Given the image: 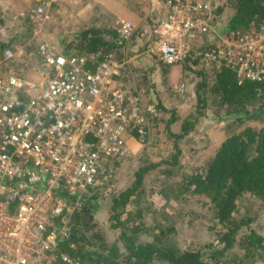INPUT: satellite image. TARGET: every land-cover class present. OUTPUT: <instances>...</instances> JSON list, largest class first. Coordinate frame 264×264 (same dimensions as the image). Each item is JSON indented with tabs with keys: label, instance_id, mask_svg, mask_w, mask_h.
Instances as JSON below:
<instances>
[{
	"label": "built area",
	"instance_id": "built-area-1",
	"mask_svg": "<svg viewBox=\"0 0 264 264\" xmlns=\"http://www.w3.org/2000/svg\"><path fill=\"white\" fill-rule=\"evenodd\" d=\"M162 1L146 53L166 65L194 53L205 68L264 82V20L221 33L223 0ZM47 5L21 12L30 42ZM115 29L126 41L133 24L120 19ZM170 88L180 94L185 83ZM157 116L110 52L65 54L45 38L0 50V264H86L60 248L68 219L88 191L108 184L130 141L145 142Z\"/></svg>",
	"mask_w": 264,
	"mask_h": 264
},
{
	"label": "rangeland",
	"instance_id": "rangeland-1",
	"mask_svg": "<svg viewBox=\"0 0 264 264\" xmlns=\"http://www.w3.org/2000/svg\"><path fill=\"white\" fill-rule=\"evenodd\" d=\"M38 3H48V18L40 26L36 40L50 39L59 46L83 27L95 25L115 29L117 20L128 18L133 24L131 37L110 53L116 60L125 61V76L137 87L142 102L158 108L156 118L148 117L146 141L131 140L129 154L114 161L113 177L101 192L103 197L98 200L100 207L95 212V221L103 228L106 240L116 242L119 236V229L111 225L110 194L130 186L135 172L146 168L142 192L133 196L125 208L131 211L135 205L141 209L142 222L147 228L143 238L150 239L158 234L157 226L162 224L167 228L160 240L163 247L190 250L217 243L216 235L222 227L215 218L209 197L189 192L185 178L195 168L204 167L230 133L246 126L264 127V111L255 112L240 122L227 113L228 109L211 92L214 68H205L192 58L166 65L144 51L157 19L162 15V0H0L3 20L0 43L28 47L36 42H30L31 36L26 39L21 35L27 23L21 12ZM230 14L229 8H222L218 24L221 33L227 31L226 20ZM178 82L185 83V91L180 94L170 88ZM198 84L201 86L199 91ZM198 92L205 100L199 109L196 108ZM158 106L168 110L163 111ZM256 108L255 103L248 106L249 110ZM184 122H190L188 131L177 137ZM233 215L235 223L247 221L241 226L240 233L252 230L264 238V200L245 193L238 198ZM239 255L240 248L236 247L227 250L222 258ZM249 259L251 264H259V261L255 263ZM152 264L165 263L154 261Z\"/></svg>",
	"mask_w": 264,
	"mask_h": 264
},
{
	"label": "trees",
	"instance_id": "trees-1",
	"mask_svg": "<svg viewBox=\"0 0 264 264\" xmlns=\"http://www.w3.org/2000/svg\"><path fill=\"white\" fill-rule=\"evenodd\" d=\"M223 7L231 11L226 20L227 30H247L258 26L264 20V0H225L220 9ZM27 23L25 22L21 35L29 39L32 26L28 21ZM2 24L0 15V25ZM66 40L60 46L65 54L108 53L124 42L119 38L116 29L95 25L83 27L72 39ZM17 46L19 45L0 43V50ZM72 49L76 52L71 51ZM190 58L193 62H200L194 53ZM213 71L211 92L228 109L229 115L235 116L241 122L255 115V112L264 111V82L245 79L239 81L236 72L225 66ZM200 87L198 84L197 91ZM196 95V108L199 109V105L203 106L205 100L199 92ZM252 103L257 105L256 110L248 109ZM160 107L163 111L168 110L164 106ZM160 117L161 114L158 120ZM189 123L184 122L181 125L182 132L177 137L188 131ZM172 160L175 162L176 156L173 155ZM115 165L116 162L113 163L114 167ZM145 171L146 168H139L130 186L116 191V194H110L111 225L119 229L118 241H107L103 228L95 221V212L100 207L98 200L103 197L101 192L109 183L102 188L88 191L83 196L81 207L69 217L67 233L60 248L78 256L86 264H152L154 261L165 264H247L249 258L255 263L259 261V264H264V238L252 230L240 233L241 226L247 221L235 223L233 217L237 200L243 194L249 193L264 200V127L246 126L230 133L221 141L206 165L195 168L185 178L189 192L209 197L215 218L222 227L216 235L217 243L190 250L163 247L160 240L167 228L162 224L157 226L158 234L150 239L143 238L147 228L142 222L141 209L135 205L131 211L125 208L133 196L142 192ZM236 247L240 248L238 257L222 258L227 250Z\"/></svg>",
	"mask_w": 264,
	"mask_h": 264
},
{
	"label": "crops",
	"instance_id": "crops-1",
	"mask_svg": "<svg viewBox=\"0 0 264 264\" xmlns=\"http://www.w3.org/2000/svg\"><path fill=\"white\" fill-rule=\"evenodd\" d=\"M162 8H163V10H162V15H163V13H164V7H163V1H162ZM161 15V16H162ZM128 17H130V16H128ZM128 19V18H127ZM129 20V19H128ZM131 142V141H130Z\"/></svg>",
	"mask_w": 264,
	"mask_h": 264
}]
</instances>
